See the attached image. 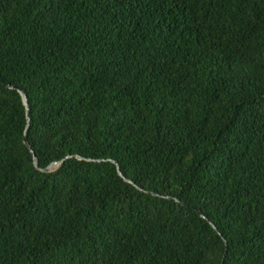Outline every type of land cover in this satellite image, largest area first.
<instances>
[{"label": "trees", "instance_id": "1", "mask_svg": "<svg viewBox=\"0 0 264 264\" xmlns=\"http://www.w3.org/2000/svg\"><path fill=\"white\" fill-rule=\"evenodd\" d=\"M0 79V264H264V0H0Z\"/></svg>", "mask_w": 264, "mask_h": 264}, {"label": "water", "instance_id": "2", "mask_svg": "<svg viewBox=\"0 0 264 264\" xmlns=\"http://www.w3.org/2000/svg\"><path fill=\"white\" fill-rule=\"evenodd\" d=\"M0 81L6 86V88H8V89H13V90H17V92L19 93V95H20V97H21V100H22V102H23V104H24V106H25L26 121H27L26 128H25V131H24V133H23V142H24V144L27 146V148L30 150V152H31V154H32V158H33V164H34V166H35L36 168H39L38 165H37V160H36L35 153H34L33 149L31 148V146H30V144H29V142H28V140H27V138H26V130H27L28 126H29V116H28L29 105H28V101H27L26 94H25L24 90H23L21 87H19V86H17V85L6 84L2 79H0ZM61 162H62V160H60V161H54V162H52L51 164H49L48 166H46L45 168H39V169L42 170V171H45V172H46V171H52V170L55 169V168H56ZM111 162H113V163L115 164L116 169H117V171H118V174H119V175H122L121 172H120V168H119L118 163H117L116 161H114V160H111ZM125 180H127V179H125ZM194 209L197 210L196 207H194ZM197 211L199 212V214H200L202 217H204V216L202 215V213H201L199 210H197ZM213 227H214V226H213ZM214 228H215V227H214Z\"/></svg>", "mask_w": 264, "mask_h": 264}]
</instances>
